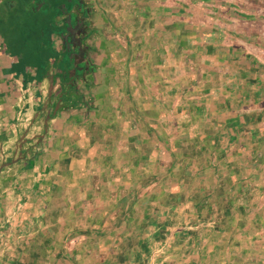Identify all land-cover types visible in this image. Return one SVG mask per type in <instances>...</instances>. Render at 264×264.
Instances as JSON below:
<instances>
[{
	"label": "crops",
	"instance_id": "0c3cea01",
	"mask_svg": "<svg viewBox=\"0 0 264 264\" xmlns=\"http://www.w3.org/2000/svg\"><path fill=\"white\" fill-rule=\"evenodd\" d=\"M0 264H264V0H0Z\"/></svg>",
	"mask_w": 264,
	"mask_h": 264
},
{
	"label": "water",
	"instance_id": "95a60500",
	"mask_svg": "<svg viewBox=\"0 0 264 264\" xmlns=\"http://www.w3.org/2000/svg\"><path fill=\"white\" fill-rule=\"evenodd\" d=\"M65 24H66V28L64 30V32H61L59 34L61 40H62V45H66L67 48H74L76 47L77 48V57H80L82 56V49H81V45H80V40L78 38H76V29H78V27H80V22H78L76 25H72L71 24V21H70V18H68L66 21H65ZM75 39H78L77 41ZM70 56V55H69ZM82 62L81 59H79V61L75 60L74 61V68L72 69L71 73L72 75L75 74L76 70H78V65ZM80 69V68H79Z\"/></svg>",
	"mask_w": 264,
	"mask_h": 264
},
{
	"label": "trees",
	"instance_id": "16d2710c",
	"mask_svg": "<svg viewBox=\"0 0 264 264\" xmlns=\"http://www.w3.org/2000/svg\"><path fill=\"white\" fill-rule=\"evenodd\" d=\"M65 28V24H63V27H61V28H58V27H56L55 25H51V28H50V30H51V32H52V30H53V32L55 33V32H58V31H62L63 29ZM46 34V33H45ZM44 46L46 47L45 49H47V51L50 53L49 54V57L50 56H54V54L52 53V52H50V48H49V46L48 45H46V44H44ZM48 47V48H47ZM77 49V48H76ZM61 52H62V54H70L71 52H72V49L70 48H67L66 47V45H62V49H61ZM42 57H44V56H42ZM47 58H48V56H47ZM48 61H49V59H46V60H43L42 62H43V69H44V65H46L47 63H48ZM80 67H82V66H80V64L78 65V71H76V73L74 74V75H72L70 78H72L73 79V82L75 81V79H76V77H78L79 76V71H80V69L81 70H83L82 68H80ZM80 68V69H79ZM68 73H69V70L67 69V70H65V72H64V74L65 75H68ZM73 88H74V86H71L70 87V90H73Z\"/></svg>",
	"mask_w": 264,
	"mask_h": 264
},
{
	"label": "rangeland",
	"instance_id": "374dc122",
	"mask_svg": "<svg viewBox=\"0 0 264 264\" xmlns=\"http://www.w3.org/2000/svg\"><path fill=\"white\" fill-rule=\"evenodd\" d=\"M222 41H223V38H222ZM68 228V227H67ZM63 243H66V242H63Z\"/></svg>",
	"mask_w": 264,
	"mask_h": 264
}]
</instances>
